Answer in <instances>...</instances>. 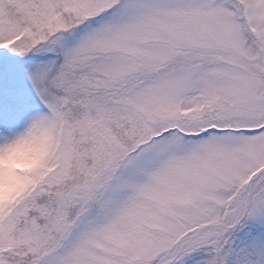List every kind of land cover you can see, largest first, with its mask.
Returning <instances> with one entry per match:
<instances>
[{
    "label": "snow or ice",
    "instance_id": "obj_1",
    "mask_svg": "<svg viewBox=\"0 0 264 264\" xmlns=\"http://www.w3.org/2000/svg\"><path fill=\"white\" fill-rule=\"evenodd\" d=\"M0 264H264V0H0Z\"/></svg>",
    "mask_w": 264,
    "mask_h": 264
},
{
    "label": "clouds",
    "instance_id": "obj_2",
    "mask_svg": "<svg viewBox=\"0 0 264 264\" xmlns=\"http://www.w3.org/2000/svg\"><path fill=\"white\" fill-rule=\"evenodd\" d=\"M16 163L21 164V165H26L30 161L26 158V156L23 154V152H18L17 154L14 155L12 158Z\"/></svg>",
    "mask_w": 264,
    "mask_h": 264
}]
</instances>
